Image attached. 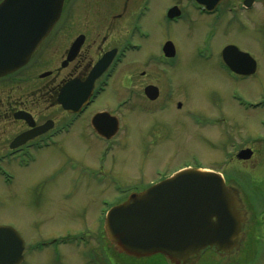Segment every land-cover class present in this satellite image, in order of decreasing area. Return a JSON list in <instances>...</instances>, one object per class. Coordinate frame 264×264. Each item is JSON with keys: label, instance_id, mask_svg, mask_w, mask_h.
<instances>
[{"label": "rangeland", "instance_id": "rangeland-1", "mask_svg": "<svg viewBox=\"0 0 264 264\" xmlns=\"http://www.w3.org/2000/svg\"><path fill=\"white\" fill-rule=\"evenodd\" d=\"M91 1L79 0L74 7L71 4L68 5L50 40L35 55L25 72L16 79L13 91L9 90L13 93L14 108L31 112L39 124L49 121L58 123L66 118L67 113L57 104L60 87L67 80L73 78L72 76L77 73L76 71L83 70L87 62L96 59L104 51L106 39L112 41L111 43L115 39L118 40L117 36L114 35L115 33L109 32L108 29L114 27V30H117L115 32H121L122 28H130L131 22L107 23L111 16L104 4L100 7H91ZM108 3L113 2L109 0ZM154 3V10L147 18L153 19L156 23V25H147L153 30V38L146 42L148 49L145 50L146 52L139 53L138 59L143 61L147 56L146 53L154 50L152 47L158 48L161 44L172 42L179 58L175 69L170 74V78L173 79L174 98L170 104V109L160 114H157L159 107L156 108V105L147 103L143 94V89L147 85L159 86L164 90L165 95L169 85L167 77L153 66L147 68L142 66L137 69L133 79L125 82L127 88H117L119 99L135 92L138 94V104L143 103L134 108H129L125 112L126 117L131 118L128 121L131 139L127 140L125 149L122 148L114 152V156L110 160L111 164L109 162L108 173L110 177L119 180L126 188L134 186L144 188V186L158 180L156 170H161L163 173L168 171L170 174L172 171L175 173L187 166L190 168L203 167L223 173L226 177L237 178L249 190H252L250 184H264V147H251L256 152V156L250 161L232 163L231 160V167L227 165L229 157L227 158L225 149L227 151L230 148L227 147L229 138L238 134L237 138L229 141L230 144L241 139L242 142H246L248 135L254 137L263 133L259 122L264 119V112H244L239 108L240 112L231 102H228L222 110L215 105L214 94H217L218 100L226 99L225 94L219 95L216 91H220V89L223 91L224 86L225 88L229 86V96L232 89L231 85L225 81L223 73L214 70L194 57L195 47L200 45L203 36L209 31L212 23L207 22V20H194L191 17L186 22L168 28L161 19V11L166 5L164 2ZM133 15L132 12L131 20ZM80 33L88 36L87 46L83 54V58L88 57L87 62L80 60L77 64H74L75 62L70 64L68 68H62L70 44ZM245 36L248 37L247 33ZM228 38L229 40L226 36L221 37L218 40V45L225 44V40L226 42H236L240 37L239 35L236 37L232 32ZM239 43L243 42L240 41ZM236 45L240 47L242 52L259 58L258 69H260L256 73L257 75H254L251 81L238 85L241 90H244L246 97L257 101L264 94V64L262 65L264 48L258 44L236 43ZM261 65L263 66L262 71ZM142 71H144V75L141 74ZM48 72H52V75L43 78L42 75ZM119 74L112 80L114 85L116 82L121 83L125 74L127 76L133 75L131 65L124 68L123 76H119ZM3 88L4 90L0 89V94H3L1 91L7 90V87L3 86ZM180 102L183 103L182 109H178L177 106ZM98 106L95 108H104ZM114 106L115 104H112V106L104 109L113 110ZM140 106H150L152 110L151 114H148L151 116L141 113ZM92 114L93 109L87 117ZM191 115H194L192 121L190 120ZM223 115L227 124L224 120L222 122L224 125L208 126L209 128H201L193 120L201 117L219 118ZM87 117L84 122L81 121L82 126L87 121ZM80 126L79 124L74 128L71 135L60 141L61 149L54 148L46 151V154H42L38 164L27 170L12 169V172L16 174V185L7 188L0 178V196L2 200L4 198L8 202L3 211L0 212L2 214V216L0 214V223L5 222L6 219L14 220L28 242L33 243L40 239L64 235L67 230L77 233L83 229H88L96 233L100 226L97 223L101 208L100 200L102 198L112 200L118 196L111 186L90 187L81 192L79 187H76L69 180L68 174H60V170L70 166V162L83 165L81 169L97 167L98 154L95 156L92 152H84L89 147V140L83 139L79 142L80 137L91 138L85 130L84 133L78 134ZM3 127V125L0 126V131ZM26 127L22 122L15 121L13 137L19 138L18 135L28 129ZM0 134L3 135V132ZM72 137L73 140L71 141ZM70 142H72L71 145ZM94 143L96 141L93 140L92 145ZM4 151L0 149V153ZM83 179L85 178L83 177ZM51 180L56 181L57 184L53 185ZM261 207L264 208L263 203H261ZM96 238L97 235H95V241L92 245L97 252L99 246ZM53 248L56 250L55 247ZM61 248L65 255L64 264H81L79 263L81 261L80 252L68 247ZM46 255L51 258L49 253ZM56 255L54 261L51 258V260L46 259L42 263L38 262L40 256L34 255L30 258V264H62L63 261L59 262L60 257L57 252ZM123 258L132 264L138 262L137 259L127 256ZM146 260H156V258ZM84 264H88V262L86 261ZM142 264H146V262Z\"/></svg>", "mask_w": 264, "mask_h": 264}, {"label": "flooded vegetation", "instance_id": "flooded-vegetation-1", "mask_svg": "<svg viewBox=\"0 0 264 264\" xmlns=\"http://www.w3.org/2000/svg\"><path fill=\"white\" fill-rule=\"evenodd\" d=\"M77 1L79 0H65L60 21L62 20L68 5L71 4L72 7H74L77 5ZM108 1L103 2V0H92L90 6L100 7L102 4H104L111 16V19H109L107 23L131 22L129 26L130 28H122L121 32H115L117 30H114V27L108 29L109 32L115 33L114 35L117 36L118 40L115 39L113 43H111L112 41L106 39V48L104 51L99 56H97L96 59H92L89 62H87L88 57L83 58V54L88 42V36L84 33H80L72 41L70 48L66 53V59L62 63V68H68L70 64L74 62V64H77L80 60H83L85 63L87 62V64H85L83 70L76 71L77 73L72 76L73 78L67 80L64 85L60 87V91L57 95V104L67 113L64 120L58 123L49 121L47 123L39 124L31 112L22 109L16 110L17 108H14L13 93L11 91H13L15 81H17L16 79L21 73H24L27 68L17 74H12L0 79V89L4 90L3 86H5L8 90L1 91L3 94H0L2 96L0 98V126H4L0 131V133L3 132V135L0 134V149L5 150L4 152L0 153V178L2 179L3 185L5 187L10 188L15 184L16 174L12 172V169H30V165L33 166L38 164L39 157L42 154H46V151L52 150L54 148L61 149L60 141L66 136L71 135L74 128L80 124L81 126L78 134L80 135L84 133L85 130L88 132L91 138L80 137L79 142H81L83 139L89 140V147L84 152H92L95 154V156L98 154L99 157L96 160L97 167L81 169V166L83 165L76 162H70V166L60 170V174H68L69 180L75 184L76 187H79L81 192L83 189L88 190L90 187L102 188L111 186L114 192L118 194V196L114 197L112 200L108 198H102L100 200L101 208L97 217V223L100 226L96 233H93L88 229H83L77 233L73 232L72 230H67L64 235L48 239H40L32 243L28 242V239L15 224L14 220L10 221L9 219H6L5 222L0 223V228L12 229L16 231L23 239L24 250L22 253L23 260L21 264H30V258L34 255L40 256L38 262L41 263L46 259L51 260V258L54 261L57 257L56 252L60 257L59 262L63 261L62 264H64L65 255L64 250H62L61 247H68L71 250L73 249L80 252L81 261H79V263L81 264L86 263V261L88 264H128L126 261L118 260L112 257L111 245L105 230V221L108 212L111 209V204H120L125 202L131 194L138 193L140 187H124L125 185L119 180L110 177L108 170L110 167L109 162L113 158L114 152L122 148L125 149L127 140L131 139L128 125V121L131 118L128 119L125 112L129 108L142 105L143 102L138 104V94L135 92L130 93L129 96L123 99H119L117 88H127L125 87V82L132 80L136 74V70L140 69L142 66L146 68L149 66L156 67L163 75L167 77L168 84L171 85H168V91L166 95L164 94V90L156 85H147L143 89V94L145 95L149 105L153 104L156 105V108L159 107V113L157 114L167 111L170 109V104L174 98L173 79L170 78V74L171 71L175 69L179 59L172 42H169L168 44H161L158 46V48L152 47L154 50H152L150 53L147 52V56L143 61L138 59V54L145 50L147 51L148 49L146 42L152 40L153 38V30L148 26L151 24L156 25V23L153 19L147 18L154 10V2H164L166 5L161 11V19L162 23L168 28L170 26H176L180 23L186 22L191 17H193L194 20H207V22L212 23L209 27V31L203 36L200 45L195 47L194 57L202 63L210 66L214 70L223 73L225 81L229 82L231 85L232 89L229 96V86L226 88L224 86L223 91L222 89H220V91H216L219 93V95L225 94L226 99L223 101L218 100L216 98L217 94H214L215 105L222 110L223 107L225 108L227 106L228 102H231L236 109L239 110L240 108L244 112H264V105H261L262 103L264 104V94H262L261 99L254 101L246 97L244 90H241L238 87L240 84L251 81L253 76L257 75L256 73L260 69H258V63L260 65L259 58H255L248 53L242 52L240 47L236 45V43H246L248 45L258 44V46H263L264 48V0H110L113 3H108ZM132 12L134 15L131 20L130 17ZM58 24L56 25L55 29L57 28ZM232 32L236 37L237 35L240 37L236 42H226L225 40V44L218 45V40L221 37L226 36L229 40L228 36L229 34H232ZM52 33L41 43L40 47L33 55L32 60L40 51V49L50 40ZM245 33H247L248 37L245 36ZM240 41L243 43H239ZM78 42H81V44L76 56L71 62L68 63V65L64 66V64L68 61V57L72 48ZM75 49L77 48L75 47ZM106 56L110 59V64L107 66L104 74H102L93 82L92 87L94 90V95L90 98L89 103L84 106L78 114L75 112H68L60 102L64 88L70 85V83L86 84L90 74L96 68L97 64ZM263 64L264 62L262 65ZM127 65H131L133 75L127 76L125 74L124 77H122V82H116L114 85L112 80L117 76V74L120 73L119 76L122 75L123 70ZM262 65L261 71L263 69ZM251 71L253 72L251 73ZM143 72L144 71H142L141 74ZM45 75H47L46 77H49L52 75V72H48L42 75V77L46 78L44 77ZM112 104H115L113 110L104 109L112 106ZM97 105H99L98 107L101 106L104 108H95ZM177 106L178 109H182L183 103L180 102ZM92 109L93 114L87 117ZM151 110L152 108H150V106H142L140 108V112L143 114H151ZM18 114L31 115L34 120L33 122L35 123L34 126L32 127L24 120H16V115ZM102 114L106 115L101 117L99 121H96V118ZM150 114L148 115L151 116ZM86 117L87 121L83 123ZM193 117L194 115H191L190 120ZM224 120L227 124V120L224 115L219 118L201 117L198 118V124L201 128L208 126L214 127L224 125V123L222 124ZM15 121L22 122L27 126L26 128L28 129L21 133L22 135H32V131L46 125H49L52 128L49 132L29 140L21 146L15 147V142L18 139L13 137ZM81 121H83V126ZM259 123L263 133H259L254 137L248 135L246 142H242L241 139L238 142H232L230 144L229 141L231 139L237 138L238 134L229 138L227 147L230 148L227 151L225 149V154L227 155V158L229 157V162L227 163L228 167H231V160L232 163H241V161L247 162L254 158V156H256V152L251 149V147H264V119H261ZM247 124L248 123L246 121V125ZM9 133L10 135H8ZM21 134L18 136L21 137ZM72 140L73 137L71 141ZM93 140L96 141V143L92 145ZM71 144L72 142H70V145ZM110 153L112 154L110 155ZM75 174H77V176H75ZM156 175L158 180L144 187L148 188L164 180L169 174L167 171L166 175L163 176L161 172L156 170ZM83 177L85 179H83ZM226 178L234 179V181L238 182L244 188L245 192L249 196L255 213L256 225L250 230L254 235H251L252 243L247 245L251 247L250 260L247 264H264V208L261 207V203L264 204V184H250L249 186H251L252 190H249L248 187L242 184L239 179L234 177ZM51 183L53 185L57 184L56 181L52 180ZM56 187L58 188V185ZM68 197H70V194H68ZM7 203L8 202H6L4 198L2 200V197L0 196V212L3 211ZM95 235H97L96 241L98 242L99 246L97 252L92 245V243L95 241ZM53 247H55L56 250ZM48 249L49 251H46ZM48 253L50 254L51 258L48 257L49 255H46ZM148 263L168 264L164 261L156 260L147 261L146 264ZM225 263L226 262L217 260L215 264ZM138 264H142V262H138ZM200 264H212V262L203 261Z\"/></svg>", "mask_w": 264, "mask_h": 264}, {"label": "water", "instance_id": "water-1", "mask_svg": "<svg viewBox=\"0 0 264 264\" xmlns=\"http://www.w3.org/2000/svg\"><path fill=\"white\" fill-rule=\"evenodd\" d=\"M253 1V0H252ZM65 0H4L0 4V78L14 74L30 62L33 54L59 22ZM81 42L71 50L68 65ZM75 47L77 49H75ZM110 59L102 60L87 84L71 83L60 102L76 112L91 95L92 84ZM253 71H251L252 73ZM248 73V74H251ZM45 75L44 77H46ZM105 114L99 116L101 118ZM32 127L30 115L18 114ZM46 125L20 137L15 147L49 131ZM255 213L242 186L206 170H185L162 180L125 202L115 205L105 221L112 257L138 262L156 258L168 264H247L250 260L251 228ZM24 241L8 228H0V264H21ZM122 255V258H121Z\"/></svg>", "mask_w": 264, "mask_h": 264}, {"label": "bare ground", "instance_id": "bare-ground-1", "mask_svg": "<svg viewBox=\"0 0 264 264\" xmlns=\"http://www.w3.org/2000/svg\"><path fill=\"white\" fill-rule=\"evenodd\" d=\"M111 154H112V153H110V155H111ZM37 162H38V161H37ZM31 166H32V165H30V167H29V168H31Z\"/></svg>", "mask_w": 264, "mask_h": 264}]
</instances>
